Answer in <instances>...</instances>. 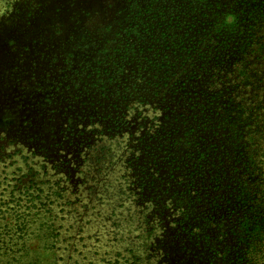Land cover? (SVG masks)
I'll use <instances>...</instances> for the list:
<instances>
[{
	"label": "trees",
	"instance_id": "1",
	"mask_svg": "<svg viewBox=\"0 0 264 264\" xmlns=\"http://www.w3.org/2000/svg\"><path fill=\"white\" fill-rule=\"evenodd\" d=\"M159 1L140 19L129 0L118 57L88 72L124 135L125 186L138 183L126 220L150 224L138 237L192 242L183 256L200 240L211 264H264V0Z\"/></svg>",
	"mask_w": 264,
	"mask_h": 264
},
{
	"label": "rangeland",
	"instance_id": "2",
	"mask_svg": "<svg viewBox=\"0 0 264 264\" xmlns=\"http://www.w3.org/2000/svg\"><path fill=\"white\" fill-rule=\"evenodd\" d=\"M133 1L142 19L147 0ZM128 2L0 0V264H211L205 242L183 256L192 242L138 237L150 224L126 220L140 210L138 183L125 186L124 135L107 128L108 90L88 72L118 57Z\"/></svg>",
	"mask_w": 264,
	"mask_h": 264
}]
</instances>
